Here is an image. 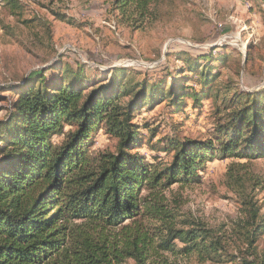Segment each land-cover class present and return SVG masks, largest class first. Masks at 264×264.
I'll return each instance as SVG.
<instances>
[{
  "label": "trees",
  "instance_id": "trees-1",
  "mask_svg": "<svg viewBox=\"0 0 264 264\" xmlns=\"http://www.w3.org/2000/svg\"><path fill=\"white\" fill-rule=\"evenodd\" d=\"M0 1L20 7L17 0ZM159 1L111 6L142 23ZM176 57L182 66L169 68L166 78L137 81L126 70L91 81L81 66L59 57L0 87L10 94L9 100L0 95L7 103L0 108V264H177L178 258L264 264L257 194L264 178L254 162L264 159V91L237 94L227 79L217 87L221 71L214 63L224 64L226 56ZM187 98L194 110L211 99L213 138L167 137L156 147L150 130L146 141L147 126L135 117L157 106L169 116L183 113ZM98 130L112 149H92ZM144 140L155 153L171 155L169 161L149 159L141 152ZM214 158L238 160L223 176L238 212L229 228L184 216L178 191L171 190L201 182L199 172Z\"/></svg>",
  "mask_w": 264,
  "mask_h": 264
},
{
  "label": "rangeland",
  "instance_id": "rangeland-1",
  "mask_svg": "<svg viewBox=\"0 0 264 264\" xmlns=\"http://www.w3.org/2000/svg\"><path fill=\"white\" fill-rule=\"evenodd\" d=\"M17 1L20 7L12 9L0 1V87L44 70L59 57L73 68L81 66L91 81L109 80L114 70H126L133 81L156 80L166 78L162 76L169 68L182 66L176 59L179 53L193 58L226 56L224 64L214 63L216 72L221 71L217 87L227 79L237 94L264 91L263 0H160L142 23L113 9V0ZM0 95L9 100V93ZM185 103L184 112L173 116L158 106L141 111L134 122L147 126L142 129L146 141L150 130L155 131L151 144L156 147H162L167 137L203 142L213 138L211 99H204L197 110L188 98ZM6 105L0 102V108ZM95 136L92 149H112L114 142L102 132ZM60 139L56 136L53 141ZM143 142L141 152L149 159L171 158ZM231 162L238 160L214 158L199 172L201 182L171 187L178 191L184 216L214 228L230 227L238 216L223 177ZM254 162L264 178V159ZM257 194L264 212V190ZM258 244L264 248V237ZM177 260V264H198Z\"/></svg>",
  "mask_w": 264,
  "mask_h": 264
}]
</instances>
